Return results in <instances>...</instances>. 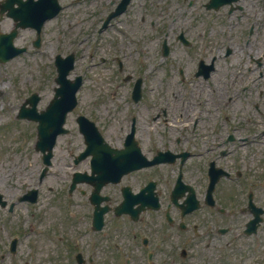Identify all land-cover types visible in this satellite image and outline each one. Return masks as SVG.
I'll return each mask as SVG.
<instances>
[{"label":"rangeland","instance_id":"1","mask_svg":"<svg viewBox=\"0 0 264 264\" xmlns=\"http://www.w3.org/2000/svg\"><path fill=\"white\" fill-rule=\"evenodd\" d=\"M76 10L77 6H69L62 11L60 16L50 21L51 24H48L44 30L41 46L39 48L31 44L35 39L34 31L31 29L22 30L16 39V44L26 45L28 48L27 51L24 52L22 57L19 56L10 62L0 64V176L3 180L0 182V191L4 193V198L8 201L15 200V206L12 211H8L7 207H0V219L3 221L9 220L10 222L7 223L9 228H16L18 224H20L21 228L26 231L29 229L30 223L33 222L36 225L35 230H41L44 227L50 231L48 236L41 232H31V235L27 237L22 235L21 245L15 255L11 254L7 248L3 247L0 251L5 249L6 253L4 258L0 256V264H13V262L16 261L24 264L25 260L30 261L31 264H75L74 253L71 256L70 249L68 250L67 248L71 243H67L66 239H61L60 242H58L55 234L59 232L67 233V237L72 240L71 234L73 232L78 228V230H83V228L88 225L90 207L86 202V198L81 193H74L72 199H70L67 194L65 195L71 180V170H73V165L68 164H74V161L69 155L68 147L70 146L72 150L76 151V142L81 141L80 134L74 130L70 135H63L60 137L56 146L53 165L49 173L41 178V167L43 166L41 154L34 149V145L32 147V140L20 138L21 131L17 126L15 128L13 127L10 135L7 136L4 133V130L11 128L6 121L13 117L23 99L31 92L38 91L41 94V100L39 102L40 108L44 107L51 99L54 94V86H56V82L54 81L57 74L54 65L55 55L57 53L66 55L73 51L74 48H78L79 52L75 69L71 72L70 76L74 77L76 74H80L82 69L86 68V74H84V87L80 92V110L88 114V109L90 110L95 107L94 102L97 100L98 103L96 107L104 111V119L109 121L110 118L114 117L111 111L104 108L102 102L105 100L107 105L111 103L108 94L118 82V77L115 73L116 64L113 62L114 60L111 59L106 63H101L97 56H95L94 59L89 58L91 49L90 40L96 39L101 42L103 47H107L108 39L111 37V34L109 32H103L96 35L93 28L89 31L87 26L84 25V23L91 22L87 14H83V12H78ZM213 16L214 18L208 14L196 12H191V16H188V26L192 30L191 34L195 35V48H197V50L193 52L192 55L184 54L187 55L184 60L181 58L174 59L177 61L176 64L181 65L185 71L194 70V65L197 64L198 61L196 57L200 55L198 49L202 43L207 44L202 48L200 53L209 55L217 53V48L224 44V41L227 39L233 42L249 39L255 44V48L260 50L259 52L264 49V0H252L248 12L243 15L240 20L219 12ZM162 19L163 17L160 18V20ZM232 24L237 25L234 26ZM6 25L8 27L9 22H6ZM250 25H252L254 32L246 36L244 31H246ZM5 28V23H0V31L9 30ZM231 28L232 31L230 30ZM148 33L145 27L139 32V35L144 38L143 43L145 44L143 48L149 53L153 51V54H157L156 41L152 43L145 41ZM110 50L112 51V47ZM99 51L100 48H97V54ZM133 55L132 61L125 62L123 70L124 75L133 72L137 68L138 61L140 60H145L147 64H151L140 50L135 49ZM158 61L161 62V58H159ZM258 69L264 71V63L262 66H258ZM164 71L165 70L162 69L155 74L153 90L156 88L161 89L162 86H167L168 81V87L171 90L175 89L179 91L181 86L175 84L177 79L169 78L166 81ZM162 79L166 83L161 85ZM197 83L200 82L197 80L194 82L192 81V84L187 83V86L191 88L192 91H195L197 87L203 88L204 91L201 94L203 95L202 100L203 102H207L209 99L208 93L213 88H209L208 83H201L204 87L197 85ZM124 91L123 86L118 88V94ZM154 92H156V90ZM247 92L248 96L245 98V101L251 104V108H249L251 110H249V113L245 114H248L250 121L235 126V130L233 131L238 136L246 134H253V136H255V134L260 133L261 129H264V77L258 78L256 84L250 83ZM260 92H262V94H260ZM257 103H259V109L256 107V105H258ZM249 104H247V109ZM235 105L243 106L241 100H236ZM76 114L77 112L70 115L67 126L71 129L72 126H76ZM235 115L239 117V115L242 114L239 112ZM16 122H19L17 124L23 129L24 133H28L30 136L33 134L35 135L33 123H25L23 120H18ZM225 126L226 124L224 122H220L217 126V130L224 131ZM105 129H112V126L106 124ZM242 129H254V133L240 132ZM253 136H251V139ZM215 137L216 134H211L208 138L213 140ZM32 139L34 141V138ZM69 141L72 142L69 143ZM235 146V150L232 154L236 157L234 160L236 163L239 156L238 152L240 151H237L238 147L237 145ZM248 147L250 149L249 157H251L252 161V171L255 172V169H258L257 174H259V176H264V154L258 151L259 148L264 147V144L256 143ZM12 152H15L16 155V161H14V167L18 169L16 178L20 180L30 178L32 183L31 188H37L39 190L41 197L36 205L17 200L16 198L21 192L18 185L14 184L13 180L4 179L2 176L9 166L10 162L7 158ZM240 153L242 154V152ZM229 156L225 158V162L227 163L230 162ZM261 161L263 162L262 165H260ZM256 162L259 164H256L255 167L254 163ZM84 187L86 188V186ZM258 192L260 197L261 195L264 196L263 191L259 188ZM66 196L70 200L66 198ZM260 197L259 199H261ZM71 211H73V216H70ZM43 212L44 216L41 218L40 214ZM65 216L71 219L69 225L64 222ZM110 225L111 224L107 225V231ZM114 229L119 230V228L114 225L112 229H109L112 235ZM84 232L86 233L82 237L77 233L73 240L77 241L80 249L82 246L83 249L87 250L92 237L89 232ZM0 233H4V229L0 230ZM9 236L10 234H5L4 237L8 239ZM258 238H261V241L254 243L252 248L255 246L259 249L263 245L264 227L262 235ZM29 241H35L36 248L32 253H30L29 250ZM108 243L102 241L101 249L108 246ZM258 249L254 251L257 257L264 253L262 250L264 248ZM112 257L113 253L107 260H103V253H101V255L96 258L98 260L101 259L102 263L108 264L112 262Z\"/></svg>","mask_w":264,"mask_h":264},{"label":"flooded vegetation","instance_id":"2","mask_svg":"<svg viewBox=\"0 0 264 264\" xmlns=\"http://www.w3.org/2000/svg\"><path fill=\"white\" fill-rule=\"evenodd\" d=\"M85 1L95 20L102 21V24L109 15L118 13L119 16L112 18L104 30H112L115 23L121 21L125 15L129 16L122 22L125 26L136 28L138 22H141L146 23L148 27L156 28L159 21L158 13L171 6L167 0ZM231 2L234 10L244 9L241 0ZM171 3L175 4V11H182L184 7L193 3H198L200 10H203L209 2L171 0ZM175 21L173 19L170 23L174 24ZM116 47L118 52H124L123 45L117 44ZM218 82L226 84V89L219 93L217 105L224 106L223 101L226 98L228 102L225 105L235 101L239 95L235 79L232 76L225 79L221 77ZM242 91L247 98L248 87H243ZM233 107L234 104H231V108ZM176 110L180 111V116H184L187 123L183 134L168 135L164 141L156 142L154 148L145 153L154 159L161 152L169 151L166 159L127 173L120 183L107 184L102 193V197L109 198L106 201L110 200V204L126 199V205L132 204L135 208L139 206L135 195L150 183L154 184L159 195V206L156 210L143 211L137 220L132 219L128 213L123 215V229L119 233V262L116 264H239V258L242 256L237 243L239 238L237 234L231 232L232 225L236 224L241 215L251 213L247 199L239 197V194L228 187L220 190L214 204L204 202L198 210L184 213L183 207L176 205L170 198H162V191H170L178 180L183 186L202 183L205 180L204 169L208 170L212 163L218 168H223L222 165H217L216 158L227 152L224 147L219 150L205 148L200 130L196 134H193V130H188L191 122L193 128L199 129L201 110H195L192 104L184 102L177 103ZM119 138L115 145L123 146L127 136L122 135ZM234 140L233 135L225 136L219 144L223 146ZM204 155L207 158L203 159ZM180 201L185 203L183 199ZM223 228L226 231H222ZM217 234L230 236L220 238L214 243L212 240ZM205 238H209L206 246H199L196 240Z\"/></svg>","mask_w":264,"mask_h":264},{"label":"water","instance_id":"3","mask_svg":"<svg viewBox=\"0 0 264 264\" xmlns=\"http://www.w3.org/2000/svg\"><path fill=\"white\" fill-rule=\"evenodd\" d=\"M58 101H59V99H55L52 103H56ZM54 111H55V109H54ZM35 118H37V119L40 120L39 129H40L41 136L42 137H44L43 135L49 136L48 127L52 123L51 119L46 120L44 113L39 114L38 116H35ZM63 121H64V115L59 120V123H58L59 126H56L57 130L52 134V137L54 138L53 141L55 140V136L57 135V133L64 130L62 128V126H61V124H62Z\"/></svg>","mask_w":264,"mask_h":264},{"label":"bare ground","instance_id":"4","mask_svg":"<svg viewBox=\"0 0 264 264\" xmlns=\"http://www.w3.org/2000/svg\"><path fill=\"white\" fill-rule=\"evenodd\" d=\"M6 176H8V175H6Z\"/></svg>","mask_w":264,"mask_h":264}]
</instances>
